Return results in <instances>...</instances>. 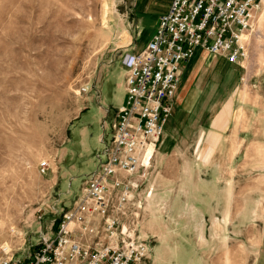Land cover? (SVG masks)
<instances>
[{
    "label": "rangeland",
    "instance_id": "1",
    "mask_svg": "<svg viewBox=\"0 0 264 264\" xmlns=\"http://www.w3.org/2000/svg\"><path fill=\"white\" fill-rule=\"evenodd\" d=\"M171 1L0 0V260L6 252L21 255L41 231L53 234V221L81 194L84 177L74 182L73 194L60 196L62 185L41 172L40 163L57 169L74 160L81 142L73 125L84 110L92 122L91 142L100 150L97 135L109 140L116 106L125 99L119 85L126 70L123 56L146 46ZM246 34L249 53L242 63L249 78L264 68V1ZM201 57L199 47L182 68V80ZM224 59L212 77L233 65ZM238 68L230 87H241ZM227 85L217 101L229 108L230 118L238 117L241 102ZM87 86L88 92L81 90ZM211 93L199 98L188 120L205 118ZM182 116L174 115L165 129L188 133ZM204 142L183 141L197 150L172 155L161 168L158 190L150 187L142 194L148 182L136 181L134 205L121 217L120 228L136 227V235L146 240L150 252L141 264H264V181H196L189 163L205 162ZM229 157L215 155L219 162ZM213 174L221 177L222 171ZM82 238L110 242L102 232Z\"/></svg>",
    "mask_w": 264,
    "mask_h": 264
},
{
    "label": "built area",
    "instance_id": "2",
    "mask_svg": "<svg viewBox=\"0 0 264 264\" xmlns=\"http://www.w3.org/2000/svg\"><path fill=\"white\" fill-rule=\"evenodd\" d=\"M262 7L263 0H172L146 46L123 56L125 99L115 111L109 140L101 138L98 166L85 176L81 194L53 221V234L41 231L36 244L21 255L6 252L0 264H141L150 252L146 240L136 227L120 228L139 185L124 182L120 173L146 179L174 110L183 64L199 47L234 64L246 60L244 34ZM48 168V161L40 163L41 172ZM100 232L110 242H81Z\"/></svg>",
    "mask_w": 264,
    "mask_h": 264
},
{
    "label": "crops",
    "instance_id": "3",
    "mask_svg": "<svg viewBox=\"0 0 264 264\" xmlns=\"http://www.w3.org/2000/svg\"><path fill=\"white\" fill-rule=\"evenodd\" d=\"M201 52L202 57L193 61L183 80L181 78L183 69H181V83L178 85L176 92L173 113L175 116L178 112L183 114L182 117L190 116L193 108L199 104V98L202 95L208 96L212 92L211 102L207 104V115L199 120H188L186 117L184 122L188 124L187 127L190 131L185 135H181L175 129L170 130L168 128L164 130L159 149L153 156L148 176L145 180H141L148 182L146 189L142 191L143 193L141 192L142 194L147 192L150 187H153L154 190L159 189L158 181H162V178H164L161 168L163 165L164 167L167 165V161L171 159L172 155L187 153L188 149L195 148L197 150L198 146L188 147L183 145V141L199 144L203 139L205 140V162H201V164L189 163V169L193 171L196 181H210L214 184H218V181H264V68L259 75H250L248 78L242 62L240 64L232 63L233 65L227 64V68L219 73L220 76L215 75V77H212L221 57L211 55L206 51ZM191 59L183 64L182 68H186L192 61ZM204 60H207L206 64H204ZM226 60L225 58L224 61L226 62ZM238 66H241V82H239L241 87L238 85L230 87V82L235 81V77L240 70ZM125 76L126 70L123 72V80L119 83L124 92ZM225 85L231 91H235V98L241 102V114L238 113V117L234 114L230 118L229 108L224 107V109L223 104L217 101L220 97L221 87ZM233 93L230 92L228 96L233 95ZM84 112L85 110L79 114L73 125V129L75 127L81 142V147H78L77 153L73 154L74 160L67 166L59 165L57 169L50 167L45 173L52 182L62 185L60 196L73 194L72 186L74 182L81 177L85 178L86 175L95 171L98 166V159L96 157L97 161H94V158L102 148L99 150L97 145L91 142L89 135L92 122L88 119L89 117L84 118ZM174 115L172 114L168 120L170 124L175 120L173 119ZM73 129L71 130L70 141L74 146V143L77 142ZM102 136L103 133L97 135L98 144ZM69 150L66 147L63 154L64 158L68 156ZM215 155H229L230 157L228 161L219 162L215 159ZM217 169L222 171L221 177L214 176L213 170ZM177 170H181L180 164H178ZM202 170L204 171V177ZM210 172L212 175H210ZM241 173H245L246 176H241ZM198 174L199 178L197 177ZM120 177L127 183L140 181V178L136 175L127 176L125 173H120ZM175 181H180V179ZM90 241L91 239H81V242L85 244H90ZM98 243L100 244V242Z\"/></svg>",
    "mask_w": 264,
    "mask_h": 264
},
{
    "label": "bare ground",
    "instance_id": "4",
    "mask_svg": "<svg viewBox=\"0 0 264 264\" xmlns=\"http://www.w3.org/2000/svg\"><path fill=\"white\" fill-rule=\"evenodd\" d=\"M264 1V0H263ZM244 38L247 39V34H244Z\"/></svg>",
    "mask_w": 264,
    "mask_h": 264
},
{
    "label": "trees",
    "instance_id": "5",
    "mask_svg": "<svg viewBox=\"0 0 264 264\" xmlns=\"http://www.w3.org/2000/svg\"><path fill=\"white\" fill-rule=\"evenodd\" d=\"M55 226H56V224H55Z\"/></svg>",
    "mask_w": 264,
    "mask_h": 264
}]
</instances>
